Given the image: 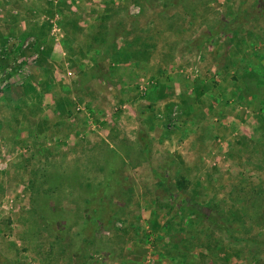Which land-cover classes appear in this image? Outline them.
<instances>
[{"label":"rangeland","instance_id":"rangeland-1","mask_svg":"<svg viewBox=\"0 0 264 264\" xmlns=\"http://www.w3.org/2000/svg\"><path fill=\"white\" fill-rule=\"evenodd\" d=\"M0 264H264V0H0Z\"/></svg>","mask_w":264,"mask_h":264},{"label":"trees","instance_id":"trees-1","mask_svg":"<svg viewBox=\"0 0 264 264\" xmlns=\"http://www.w3.org/2000/svg\"><path fill=\"white\" fill-rule=\"evenodd\" d=\"M215 37H206L204 40L201 41V44H210L213 42ZM63 107H60L62 109ZM122 153V154H121ZM119 153L117 150L110 149L109 151V157L108 160H105L104 164V170L107 171L106 176L102 182H98V185H94L92 182L89 183L87 188H82L81 191L86 193L84 197L86 198L85 208L87 211V220L85 222V227L92 231L93 227L97 226H104L107 223H113L112 221L117 220V214L113 216H105L109 215L110 212L113 211V199L117 197V195L121 194V191H117V187L122 184V181L119 179V169H123L125 166V157L124 154L126 152L122 151ZM143 154H145L146 160L150 157V150L147 144L143 145ZM124 158V159H123ZM150 161V158H149ZM155 176L162 180L161 175L158 173H155ZM75 179L73 177L71 178H64L62 181V184H67L71 188H74L75 185H77V182L79 181V177ZM163 182V180H162ZM181 188H185L184 184L181 185ZM197 215L200 218H206V220L211 221L214 225H217L215 220L209 216V214L202 215V213H197ZM55 222V219H53ZM218 226V225H217ZM223 231L227 229L218 226Z\"/></svg>","mask_w":264,"mask_h":264}]
</instances>
